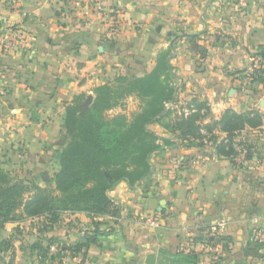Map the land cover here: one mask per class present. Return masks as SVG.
<instances>
[{
    "label": "crops",
    "instance_id": "1",
    "mask_svg": "<svg viewBox=\"0 0 264 264\" xmlns=\"http://www.w3.org/2000/svg\"><path fill=\"white\" fill-rule=\"evenodd\" d=\"M10 26L22 27L32 41L16 53L0 52V85L7 90L0 94V164L23 172L16 179L26 184L44 187L37 172L59 157L66 107L75 96L94 94L95 86L119 74L150 72L170 47L176 95L166 109L174 116L195 112L199 100L206 103L204 125L227 109L263 118L262 126L237 132L232 155L225 153L229 146L220 150L229 139L217 127L203 128L204 138H191L189 146L153 124L173 143L161 142L140 182L122 181L110 192L121 216L97 218L106 233L84 264H264V241L252 240L264 231V76L248 93L239 90L250 56L264 51V0H0V29ZM98 43L107 46L104 52ZM63 217L67 222L43 230L58 246L95 228L84 212ZM153 217L159 226L150 224ZM215 227L230 238L229 248L192 250L200 248L195 237ZM192 252L196 263L187 259Z\"/></svg>",
    "mask_w": 264,
    "mask_h": 264
},
{
    "label": "trees",
    "instance_id": "2",
    "mask_svg": "<svg viewBox=\"0 0 264 264\" xmlns=\"http://www.w3.org/2000/svg\"><path fill=\"white\" fill-rule=\"evenodd\" d=\"M172 53V47L160 51L156 66L144 75L119 74L115 80L97 85L93 103L87 109H83L82 102L88 94L74 97L66 107L67 138L59 154L53 186H49V182L44 187L37 183L26 184L0 164V260H5L3 252L6 251L11 253L13 260L16 251L13 242L1 236L6 224L39 218L44 229L49 230L62 222L65 212H84L95 228L79 241L59 246L60 253L79 256L80 264H84L90 247L99 244L100 237L106 233L97 218L110 215L118 219L121 216V208L115 204L110 192L122 181L131 186L140 182L150 174V158L162 148L161 142L173 143L151 130V125H162L181 139V144L189 146L193 145L191 138H204L203 128L213 130L217 127L228 134L229 142L220 145L222 151L229 146L225 151L227 155L235 153L232 140L237 132L247 126H262L263 118L259 112L238 113L232 109H227L220 120L204 125L201 120L206 103L199 100L195 101V112L174 116L173 111L166 109V102L176 95ZM131 97L141 101L138 112L132 116L122 111L112 113ZM206 239L214 244L230 240L223 235L195 237L196 241ZM54 244L55 240L50 238L49 248ZM223 247L229 248V244L224 242ZM38 253V264H46V252ZM196 258L194 252L187 257L192 263H196Z\"/></svg>",
    "mask_w": 264,
    "mask_h": 264
},
{
    "label": "rangeland",
    "instance_id": "3",
    "mask_svg": "<svg viewBox=\"0 0 264 264\" xmlns=\"http://www.w3.org/2000/svg\"><path fill=\"white\" fill-rule=\"evenodd\" d=\"M73 45L74 44H70V46L75 47ZM115 78L113 80H115ZM0 84H2L1 81ZM4 87H5L4 85H0V94H3V92L7 93V90L4 89ZM133 98L134 100H129V99L126 100L122 107L123 112H125L128 116H132L134 113L138 112L141 108V101L136 97ZM112 113L114 112L112 111ZM150 129L153 130L152 125L150 126ZM58 158L59 157L55 155L53 158L54 160L53 159L50 160L52 161V164L49 166L48 169H44L40 172H37L36 176L38 183H42L45 186L46 182L49 180L48 181L49 186H53V176L59 167ZM22 173L16 171L11 174L13 175V177L16 178L19 175L21 176ZM47 175H49L51 179L48 178L45 182L46 178L44 179V177ZM23 178L25 179L27 178V176ZM64 215L65 213L62 215V217ZM63 222H67L65 218ZM8 227L11 228L10 225H8ZM9 228L5 227L1 231V236L4 238H9L15 245L16 251L15 254L13 255V260L10 257L11 253L9 251L3 252L6 258L5 260H0V264H38L37 258L34 259L35 258L34 256L39 254L38 252L40 253L46 252V257H47L45 260L46 264H64L65 263L64 259L67 256H71L68 253H60L59 246L56 244L53 247L51 246L49 248L50 237L49 235L44 234L43 230L45 229L42 219L39 218H35L33 220L26 219L19 223H15V225H13V227L11 228L12 229L11 233ZM37 233L39 234L37 235ZM51 238L54 239V237ZM54 240H56V238ZM33 246H36L35 249L32 248ZM51 256L53 257L55 256V257L52 259L50 258Z\"/></svg>",
    "mask_w": 264,
    "mask_h": 264
},
{
    "label": "built area",
    "instance_id": "4",
    "mask_svg": "<svg viewBox=\"0 0 264 264\" xmlns=\"http://www.w3.org/2000/svg\"><path fill=\"white\" fill-rule=\"evenodd\" d=\"M110 33L112 35L117 33L116 25H111ZM32 41V36L28 34L22 27L10 26L7 28L0 29V52H13L16 53L24 46H27L29 42ZM264 74V53L263 51H258L253 53L249 58V67L247 70L239 77V90L241 93H248L250 86L256 82L260 75ZM169 106V104H166ZM189 110L185 109V114H188ZM150 224L154 227L159 226V220L156 217L150 219ZM217 228H211L205 231L204 237L208 238L211 236L221 235L216 231ZM252 240L254 241H264V231H257L252 235ZM227 242L229 246L231 241H221L217 244L209 240H201L199 242L200 248L192 249L195 252H217L223 248V243Z\"/></svg>",
    "mask_w": 264,
    "mask_h": 264
},
{
    "label": "water",
    "instance_id": "5",
    "mask_svg": "<svg viewBox=\"0 0 264 264\" xmlns=\"http://www.w3.org/2000/svg\"><path fill=\"white\" fill-rule=\"evenodd\" d=\"M98 50L100 52H104V50L107 48V46L104 45V43H98ZM110 49L111 50H115L116 49V45L114 43H112L110 45ZM94 100V94H88L87 97L85 98V100L82 102V107L83 109H87L88 107L91 106V104L93 103ZM261 106L264 107V101L261 102Z\"/></svg>",
    "mask_w": 264,
    "mask_h": 264
}]
</instances>
